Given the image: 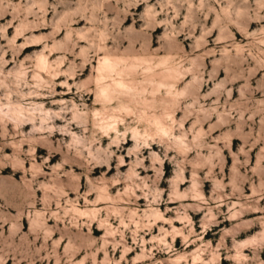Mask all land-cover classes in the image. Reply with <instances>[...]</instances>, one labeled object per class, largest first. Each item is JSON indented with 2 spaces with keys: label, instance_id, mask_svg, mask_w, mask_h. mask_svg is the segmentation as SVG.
<instances>
[{
  "label": "rangeland",
  "instance_id": "rangeland-1",
  "mask_svg": "<svg viewBox=\"0 0 264 264\" xmlns=\"http://www.w3.org/2000/svg\"><path fill=\"white\" fill-rule=\"evenodd\" d=\"M0 78V264H264V0H0Z\"/></svg>",
  "mask_w": 264,
  "mask_h": 264
},
{
  "label": "bare ground",
  "instance_id": "bare-ground-1",
  "mask_svg": "<svg viewBox=\"0 0 264 264\" xmlns=\"http://www.w3.org/2000/svg\"><path fill=\"white\" fill-rule=\"evenodd\" d=\"M154 11V10H153ZM154 13V12H153ZM151 7L146 5V9H145V16L147 19H150L151 16ZM58 27V26H57ZM84 34V33H83ZM99 35V34H98ZM31 37H34V36H31ZM36 37V36H35ZM34 37V38H35ZM40 37V36H39ZM102 37V36H101ZM16 38V37H15ZM100 38V37H99ZM104 38V37H103ZM33 39V38H32ZM39 39V38H37ZM65 40V39H63ZM14 41V40H13ZM35 40L33 39L32 41L30 42H34ZM63 42V41H62ZM101 42V41H100ZM103 42V41H102ZM27 43V42H26ZM66 43V42H65ZM62 44V43H60ZM68 44V43H67ZM104 45V44H103ZM24 46V45H23ZM35 45L34 44H31V45H27L24 47V49H27V48H32L34 47ZM44 46V45H43ZM50 46V45H49ZM54 48V47H53ZM104 49H106V45L103 47ZM42 49V48H41ZM52 49V48H51ZM66 49H67V46H66ZM65 49V50H66ZM70 49V48H69ZM102 49V48H101ZM52 51V50H51ZM105 52V51H104ZM87 53V52H86ZM79 54L82 56L85 55V49L82 48L79 52ZM49 55V54H48ZM36 57V67H37V71H44V72H47L49 71V69L51 68V63L49 62L48 58H47V55L41 50L40 52L36 53V55H34ZM35 60V58H34ZM62 60V59H61ZM55 62V60H54ZM53 62V63H54ZM59 62V61H58ZM3 63V62H2ZM63 63V62H62ZM61 64V63H60ZM124 65H125V59L123 57H119V58H115L114 60H112L110 57H108L107 53H104V55L101 57V58H98L97 60V72L99 73V75L96 76L95 78V82H96V85H97V89L95 91V98H96V101H99V103H101L104 107V105L106 103H109L111 101H113V97L115 94H117L118 97L121 98L120 100V104H119V108L117 109V111H124V112H129L131 109H132V103H135L136 105H138L139 109H141L140 111L142 112V109L145 107H147L146 105H148V101L146 98L143 97L142 93L141 92H136L134 90H132V88L130 87L129 84H127L123 79H122V75L124 73ZM52 66H54V64H52ZM114 67H117L119 68V71H118V75L120 76L121 79H119L118 81L115 80L113 78V69ZM53 68V67H52ZM58 68V67H56ZM51 70V69H50ZM53 70V69H52ZM56 70V69H55ZM68 70V69H67ZM3 71V70H2ZM23 71H25L23 69ZM65 71V70H64ZM18 72V71H17ZM34 72V71H33ZM32 72V73H33ZM43 72V73H44ZM55 72V71H54ZM60 72V71H59ZM51 73V72H50ZM22 75L24 73H21ZM26 74V73H25ZM34 74L37 75V72H34ZM41 74V73H40ZM46 74V73H45ZM49 74V73H48ZM52 74V73H51ZM20 74L18 73L17 76H19ZM33 75V74H32ZM42 75V74H41ZM47 76V75H46ZM3 78V77H2ZM15 78V77H14ZM37 78V77H36ZM1 79V78H0ZM106 80V82L108 83H104V84H100L99 85V82L100 80ZM0 82H3V81H0ZM74 102V101H73ZM4 105V104H3ZM2 106V105H1ZM27 106V105H26ZM74 108H76L77 106L74 104L73 105ZM35 109V108H34ZM38 110H41L43 113H44V118L45 119H50L51 117L53 116H61L60 113H57V112H54V111H50L49 109H45L42 105H39L38 106ZM37 110V111H38ZM76 109L73 110L72 112V116H71V119L74 121H82V119L85 117L86 113H83L80 112V111H75ZM3 111V110H2ZM4 111H7L9 112L12 117L15 119V120H22L25 118L28 119V120H32L33 119V113H31L30 109L28 107H25L23 106L22 104L20 103H13V102H8V106H7V109H4ZM40 111V112H41ZM6 112V113H7ZM88 112V111H87ZM95 112L97 113L98 111L95 110ZM94 112V114H95ZM89 113H91L89 111ZM118 113V112H116ZM40 114V113H39ZM1 117V116H0ZM4 117V115H3ZM8 117V116H7ZM11 117V118H12ZM117 117V116H116ZM111 118V117H110ZM109 118V119H110ZM12 119V120H14ZM87 119V118H85ZM93 119V118H92ZM84 120V119H83ZM112 121H110L109 123H105V127L107 129H111L114 127V120L113 118L111 119ZM89 121V120H88ZM16 122V121H15ZM54 124L51 125V127H53ZM99 125H101L100 123L96 122V127H98ZM117 125V124H116ZM95 126V125H94ZM50 127V126H49ZM50 127V129H51ZM62 128H65V125L62 126ZM106 129V130H107ZM62 131V129H60ZM111 131V130H109ZM107 132V131H105ZM69 134L71 136V140L75 143H80V139L79 137L77 136V134L73 131H69ZM74 144V143H73ZM122 157V156H121ZM138 159V158H137ZM20 161V160H19ZM120 162H124L122 159ZM130 171V170H129ZM103 177V176H102ZM102 181H104V178L101 179ZM91 183V182H90ZM106 183V182H105ZM103 184V183H102ZM193 185V188L195 187V182L192 181L191 183ZM96 189V188H95ZM191 189V188H190ZM97 190V189H96ZM195 190V189H194ZM97 196H95L96 198V201L97 200H106V199H109L110 198V195L109 193L107 192V189H106V186H100L98 187V190H97ZM175 193L176 194H179V190L176 189L175 190ZM121 197V195H120ZM113 198V197H112ZM73 210L74 211H77V212H82L83 214H88V215H91L92 217H94L98 211V209L93 206V208H89V209H84V210H80V208H76V207H73ZM158 214V213H156ZM159 215V214H158ZM101 219V218H100ZM105 220V219H104ZM93 221V220H92ZM101 222V221H100ZM104 222V221H103ZM99 224V221L98 223ZM105 224V223H104ZM106 227V226H105ZM104 227V229H105ZM108 228V226H107ZM173 230H176L175 226H172ZM111 230V229H110ZM110 230L107 229L106 230V233H110ZM180 230V229H179ZM105 233V232H104ZM105 233V234H106ZM108 235V234H107ZM263 236V235H262ZM104 239V238H103ZM105 240V239H104ZM127 252V251H126ZM193 260H196L198 258V254H197V251L193 252ZM182 257V256H181ZM179 258L180 256H177L175 258H171L169 260H171V262L173 264H177L179 262Z\"/></svg>",
  "mask_w": 264,
  "mask_h": 264
}]
</instances>
